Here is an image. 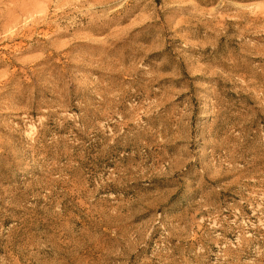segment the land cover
<instances>
[{
	"label": "rangeland",
	"instance_id": "rangeland-1",
	"mask_svg": "<svg viewBox=\"0 0 264 264\" xmlns=\"http://www.w3.org/2000/svg\"><path fill=\"white\" fill-rule=\"evenodd\" d=\"M0 264H264V0H0Z\"/></svg>",
	"mask_w": 264,
	"mask_h": 264
}]
</instances>
